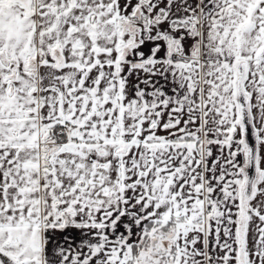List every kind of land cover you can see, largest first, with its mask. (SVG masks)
Here are the masks:
<instances>
[{
    "label": "crops",
    "instance_id": "obj_1",
    "mask_svg": "<svg viewBox=\"0 0 264 264\" xmlns=\"http://www.w3.org/2000/svg\"><path fill=\"white\" fill-rule=\"evenodd\" d=\"M136 8L147 36L118 60V20ZM192 14L194 36L172 25ZM239 73L255 135L240 228ZM60 124L67 141L43 153L42 129ZM194 133L207 213L196 144L177 140ZM171 216L156 263L172 241L171 264H264V0H0V250L17 264H123L145 223Z\"/></svg>",
    "mask_w": 264,
    "mask_h": 264
},
{
    "label": "trees",
    "instance_id": "obj_2",
    "mask_svg": "<svg viewBox=\"0 0 264 264\" xmlns=\"http://www.w3.org/2000/svg\"><path fill=\"white\" fill-rule=\"evenodd\" d=\"M147 21V16L145 14H142L139 12V10L136 8L134 9L131 13H129L126 17L119 18L117 27L119 30V35L121 36V33L124 32H129L134 35V38H126L123 37L122 39L119 40L117 44V50H118V60L124 59L127 54L130 51L131 46L134 45L135 41L134 40H140L141 35H140V27L139 24H145ZM189 23L183 22V23H177L174 22L172 25H185L188 26ZM124 28H131L129 31H122ZM2 59L5 62H9L8 59L4 58L1 55ZM26 62L24 64V68L28 69L29 66H27ZM247 108V106H246ZM187 139V138H186ZM198 143V142H197ZM49 147L48 145L42 146L41 151L45 154L50 153V151L54 148ZM246 202L247 200L240 202L239 201V214H238V228L243 226L244 220H245V214H246ZM206 209L205 213L210 211L211 204L209 201L206 202ZM179 218L175 216H171L167 221H158V220H149L145 223L144 228H145V236L144 240L141 244L138 245H133L132 246V255L131 258L126 261L123 264H138L142 260L146 259V255L152 253L155 251L156 245H159V241L165 237H171L172 235V229L174 227V224L177 222ZM240 243V241H239ZM170 246L172 247V251L167 255L168 263L171 264L174 254H175V248H174V243L171 241ZM157 249V248H156ZM158 250V249H157ZM159 252V251H158ZM241 255V253H240ZM154 262V261H152ZM155 264V262H154Z\"/></svg>",
    "mask_w": 264,
    "mask_h": 264
},
{
    "label": "flooded vegetation",
    "instance_id": "obj_3",
    "mask_svg": "<svg viewBox=\"0 0 264 264\" xmlns=\"http://www.w3.org/2000/svg\"><path fill=\"white\" fill-rule=\"evenodd\" d=\"M146 26H147V21L145 22V24H139L141 38H140V40H138V39L137 40H134L135 43H134L133 46H131L130 51L127 54V56L134 49H136V47L140 44V42L143 40V38H145L147 36L146 35L147 33L145 31ZM182 26L188 28V26H185V25H182ZM130 29L131 28H124L122 31H124V30L125 31L126 30L129 31ZM194 29H195V27L193 26V28L190 29V30L194 33V31H195ZM155 36H157V35H155ZM123 37H126V38H134V35L132 33H129V32L121 33V36L118 35V42ZM165 42H166V46L167 47L169 46L168 48L173 47L174 46L173 44L175 43V41L173 39H171V38H168ZM172 42H173V44H170ZM38 58H39V53L36 52L35 55H34V59L32 61H28L27 66H29V68H30V65L31 64L34 65L35 64V61H37ZM167 58H173V59H175L176 56H175L174 52H172L171 55H170V57H167ZM22 68H24V67H22ZM239 75H240V73L237 74V76H239ZM236 89H237V87H236ZM240 89L242 91L241 85H240ZM45 90H50V91L52 90V91H56L57 93H59L58 87H55V86H48V87L45 88ZM242 94H243V96L247 100V97L244 95V92L243 91H242ZM236 101H237V99H236ZM246 106H247V113H248V104L247 103H246ZM237 107H238V102H237ZM248 116H249V114H248ZM249 121H250V118H249ZM142 123H143V117H137L136 120H135V131L136 132H138L140 130V126L142 125ZM240 123H241V121H240ZM150 124H154V123H150ZM250 124H251V122H250ZM68 126L69 125H67V124H60V125H55V126L49 128L47 130L42 129L41 139L39 141V147H40V149H41L42 146H45V145H48L49 147L55 146L50 151V153H51L60 144L66 142L67 139H68L67 138V129L69 128ZM58 129L61 130L60 136L58 138H53L52 139L51 136L55 135L57 133ZM177 140H179V141H187V142L193 141L196 144V147H197V161H196V166L199 165L202 168H200V174H198V175H200V182L194 183L193 190L196 191V192H198V193H200V194H203L204 200L201 203V207H202L203 212L205 213V209H206V206L205 205H206V202L208 201L207 194H205V191H207V193H208V188L204 186V182L202 181V176H203V173H204V162H205L204 161V157H205V154L207 153L206 146L204 145V142H203L204 139H202L201 137H199L197 134L194 133V134H186V135H183V136L179 137ZM243 144H244V147H245V150L244 151H245V157H246V144H245V141H244V137H243ZM245 163H246V160H245ZM244 166H245V164H244ZM243 177H244V173H243ZM254 178H255V157H254ZM243 181H244V178H243ZM253 182H254V180H253ZM242 184H243V182H242ZM242 184H241V186H242ZM252 186H253V183H252ZM240 189H241V187H240ZM156 252L157 251H153L152 253L146 255L145 258L146 259H149L151 261H154L156 263V260L157 259L158 260L161 259L160 256L157 255ZM154 259H156V260H154ZM158 263H159V261H158Z\"/></svg>",
    "mask_w": 264,
    "mask_h": 264
},
{
    "label": "water",
    "instance_id": "obj_4",
    "mask_svg": "<svg viewBox=\"0 0 264 264\" xmlns=\"http://www.w3.org/2000/svg\"><path fill=\"white\" fill-rule=\"evenodd\" d=\"M236 99L238 102V116L241 121L243 137L246 144V163L244 166V181L240 189V202L245 201L252 190L254 180V157H255V135L249 121L246 103L240 89V75L236 77ZM0 264H17L16 261L8 254L0 250Z\"/></svg>",
    "mask_w": 264,
    "mask_h": 264
},
{
    "label": "rangeland",
    "instance_id": "obj_5",
    "mask_svg": "<svg viewBox=\"0 0 264 264\" xmlns=\"http://www.w3.org/2000/svg\"><path fill=\"white\" fill-rule=\"evenodd\" d=\"M192 7V6H191ZM192 12H194L193 11V8H192ZM167 17V16H166ZM166 17H165V19H166ZM187 23H189L188 24V29L190 30V29H192L193 28V26H194V22H195V15H190V17H189V19L186 21ZM166 32H168L166 29H163L161 32H159L158 34H160V42L163 44H165V41H164V39H163V37H165L164 35H165V33ZM189 32V34H190V36H194V33L190 30V31H188ZM192 34H191V33ZM188 40H190V39H188ZM170 44H173V42L172 43H170ZM169 47V46H168ZM167 58V57H166ZM205 194H207V191H205ZM138 264H154V262H152L151 260H149V259H145V261H141L140 263H138ZM156 264H161V263H156ZM162 264H165V263H162Z\"/></svg>",
    "mask_w": 264,
    "mask_h": 264
},
{
    "label": "built area",
    "instance_id": "obj_6",
    "mask_svg": "<svg viewBox=\"0 0 264 264\" xmlns=\"http://www.w3.org/2000/svg\"><path fill=\"white\" fill-rule=\"evenodd\" d=\"M60 133H61V130L58 129L57 133H56L55 135L51 136V138H52V139H53V138H58V137L60 136Z\"/></svg>",
    "mask_w": 264,
    "mask_h": 264
}]
</instances>
